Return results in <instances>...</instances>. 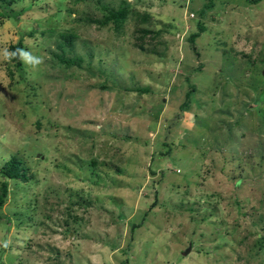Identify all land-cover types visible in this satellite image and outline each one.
Listing matches in <instances>:
<instances>
[{
	"label": "rangeland",
	"instance_id": "1",
	"mask_svg": "<svg viewBox=\"0 0 264 264\" xmlns=\"http://www.w3.org/2000/svg\"><path fill=\"white\" fill-rule=\"evenodd\" d=\"M12 156L0 264H264V0H0Z\"/></svg>",
	"mask_w": 264,
	"mask_h": 264
},
{
	"label": "trees",
	"instance_id": "2",
	"mask_svg": "<svg viewBox=\"0 0 264 264\" xmlns=\"http://www.w3.org/2000/svg\"><path fill=\"white\" fill-rule=\"evenodd\" d=\"M250 3L255 4L260 0H248ZM105 19L101 22V24L113 23L114 25H118V23L123 22L125 19V12L123 8L117 10H111L106 13ZM199 32L194 33L190 36L189 41L191 43L194 42L199 36L200 32H203L204 29L199 27ZM21 41L17 42L15 45L10 47L11 51H15L17 48H21ZM13 62L20 67L21 62L19 59H13ZM27 169L21 165L20 159L16 156H12L1 168L0 177L3 179L0 183V206L3 204L4 198L7 194L8 189V181L9 180H18L22 182H26L28 180V176L26 175ZM239 182H237L238 184ZM258 248H264V235L261 238H258Z\"/></svg>",
	"mask_w": 264,
	"mask_h": 264
},
{
	"label": "clouds",
	"instance_id": "3",
	"mask_svg": "<svg viewBox=\"0 0 264 264\" xmlns=\"http://www.w3.org/2000/svg\"><path fill=\"white\" fill-rule=\"evenodd\" d=\"M2 57L5 61L9 62H11L13 59H19L26 66H29L33 69L44 63L43 57L33 55L31 51H28L24 48H17L15 51H10L9 49L4 48L2 50Z\"/></svg>",
	"mask_w": 264,
	"mask_h": 264
},
{
	"label": "water",
	"instance_id": "4",
	"mask_svg": "<svg viewBox=\"0 0 264 264\" xmlns=\"http://www.w3.org/2000/svg\"><path fill=\"white\" fill-rule=\"evenodd\" d=\"M189 250H190V249H189ZM189 250H188V251H189Z\"/></svg>",
	"mask_w": 264,
	"mask_h": 264
}]
</instances>
